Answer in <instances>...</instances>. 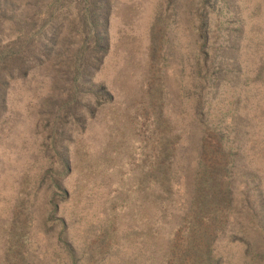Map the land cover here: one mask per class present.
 I'll use <instances>...</instances> for the list:
<instances>
[{"label":"rangeland","instance_id":"rangeland-1","mask_svg":"<svg viewBox=\"0 0 264 264\" xmlns=\"http://www.w3.org/2000/svg\"><path fill=\"white\" fill-rule=\"evenodd\" d=\"M95 1L0 0V264H264V0H110L76 80Z\"/></svg>","mask_w":264,"mask_h":264},{"label":"trees","instance_id":"trees-1","mask_svg":"<svg viewBox=\"0 0 264 264\" xmlns=\"http://www.w3.org/2000/svg\"><path fill=\"white\" fill-rule=\"evenodd\" d=\"M212 0H202V2L204 3H208L211 2ZM214 2H217V0H214ZM237 3L236 0H226V5H230V4H235ZM111 2L110 0H100V2H94L93 5L96 6L95 9H100V10H95V12H92L91 14L88 15V13L84 12L83 14V22L87 25L88 31L91 32L86 35V37L84 38V41L81 44V48L79 51H82L83 53H81L80 57L81 59H83L82 64H83V69L81 71L77 70L76 72V76L75 79H83V77L85 78L84 74L88 75L91 71V69L95 66V64H100L101 62V58L104 56V53L106 52L109 44H108V37L105 33V31L107 30V24H108V16H109V12L111 9ZM225 5V6H226ZM91 9H94V7H92ZM89 10V8H88ZM54 11V10H53ZM52 11V12H53ZM202 12V17L200 18L201 21V26H206L208 24L209 18L207 16H204V10L203 8L201 9ZM92 24V25H91ZM56 24L53 25V27L48 31L51 32L52 37H48V41H45L44 44H42L41 49H37L36 52H32L30 51L29 53H31V57H33L32 59L35 61H38L40 59L39 54H42L44 57H47L49 55L50 52V47L53 45L54 41H56L54 39V36L56 35ZM241 31H242V27L238 26L237 30L235 32L229 33L227 38H226V42L227 45L229 47V54H231L233 51H235V47H237V45H235L241 35ZM36 31H34L33 33H31L32 35L29 36H25L23 38H25L24 41V45H27L30 43L31 40H33L32 38H34ZM38 33H40L41 35H44L45 32L38 30ZM34 35V36H33ZM198 38L201 41V44L199 45L200 47V51L205 47V45H207L208 42V36L205 34H203V32L201 31V29L199 28L198 30ZM22 45V47L24 46ZM51 45V46H50ZM238 47H240L238 45ZM25 50V49H24ZM199 50L197 52V55L199 56V58L201 59L200 55H202L203 53H201ZM18 53H21V50L18 48L16 50H14L13 52L11 51V49L5 50L3 52H0V56L5 55V57H14V55ZM3 54V55H2ZM218 52L214 53L213 55V59L211 60V64H214L217 67H224L226 66V68L228 70V65L229 68L231 69L230 71H232L234 68V70H237L236 68L238 67V62H239V58L238 57H231V56H227L228 54L226 53H222V56L218 59H216V57H218ZM257 60H255L254 62L257 64V69L258 70H262L261 68L264 65V51L260 54H256ZM29 59V58H28ZM202 60V59H201ZM28 61V60H26ZM199 62V59H198ZM199 66V64H198ZM19 70L20 72H26L30 67L28 66H24L22 63L18 64ZM22 68V71H21ZM203 68V67H202ZM84 80V79H83ZM199 110V108H198ZM238 134H235V138H237ZM219 180L218 179H210L209 183L211 185H219ZM224 193V198L226 200H229V197L231 196V192L229 189H226V191L223 192ZM244 232V231H242Z\"/></svg>","mask_w":264,"mask_h":264}]
</instances>
